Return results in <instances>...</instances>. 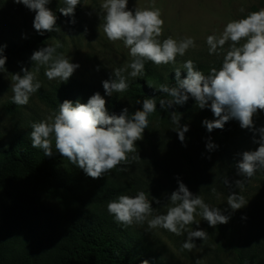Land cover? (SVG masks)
Masks as SVG:
<instances>
[{"label": "clouds", "instance_id": "1", "mask_svg": "<svg viewBox=\"0 0 264 264\" xmlns=\"http://www.w3.org/2000/svg\"><path fill=\"white\" fill-rule=\"evenodd\" d=\"M80 2L63 0L66 7H61L59 11L65 16L73 15ZM14 3H22L35 12L33 26L41 35L59 29L56 27V15L46 7L50 0H14ZM127 6L128 0H102L100 5L104 34L112 42L122 41L132 57L126 67L114 70L115 79L102 81L108 96L113 92L128 90L127 77L123 74L128 69H131L128 76L135 78L143 74L144 61H151L155 65L174 64L177 55L184 56L190 47L195 46L191 37L177 41L169 36L160 41L165 22L154 0L151 6H136L134 11ZM229 41L231 46L223 56L219 69L213 67L205 75L192 60H187L183 64L187 75L182 79L180 68H176L174 86L165 83L157 88L171 97L160 99L159 105L162 110L169 109L173 104H184L191 97L198 108L210 107L216 117L211 121H203L209 132L223 129L230 119L239 121L241 128L253 131V142L259 146L254 151L243 152L242 159L236 165L238 175L251 178L258 170H264V127L255 128L253 121L258 111L264 112V8L249 12L243 18L229 20L222 32L208 35L206 44L209 54L217 53ZM60 47L62 45L57 43L35 51L31 56L33 65H36L34 70L33 67L31 70L23 68V75L11 74L14 104L27 105L30 96L41 88L37 78L41 67H44V75L49 80L66 82L71 77L79 65L71 63L70 58L62 53L58 54L57 49ZM5 63L6 57L0 54V70L5 69ZM139 103L141 101L137 100ZM156 108L155 98H145L142 110L129 114L128 109L124 108L117 116L108 113L106 100L99 92L93 94L87 103L64 100L59 103L58 110L31 125V144L33 148L43 150L45 156L51 157L54 140L55 149L62 157L82 169L87 176L98 179L118 165L129 162L128 154L136 152V142L142 139L148 127V116ZM180 119V114L178 116L177 112H171L172 123L179 125L174 131L184 142L189 128L187 125L181 126ZM256 133L259 139H255ZM215 147L210 140L206 144L209 151ZM225 183L228 184V180ZM235 184L241 189L244 180H236ZM227 204L235 211L245 205V199L242 195L232 193L228 195ZM106 207L116 222L126 226L147 222L149 228L160 227L177 236L187 232L182 247L190 252L196 248L194 238L204 241L208 236L204 230L188 229L189 225L199 224L197 215L211 227L225 224L229 219L219 208L206 204L200 195L194 196L179 181L178 188L169 197L164 214L152 216V201H149L144 191H138L134 196L120 195L108 202ZM143 264H148V261H143ZM196 264H199V260Z\"/></svg>", "mask_w": 264, "mask_h": 264}, {"label": "rangeland", "instance_id": "2", "mask_svg": "<svg viewBox=\"0 0 264 264\" xmlns=\"http://www.w3.org/2000/svg\"><path fill=\"white\" fill-rule=\"evenodd\" d=\"M101 3L102 0H81L76 6L79 10L74 22H62L57 27L59 29L54 30L53 37L38 50L48 45L61 44L57 53H62L70 58L71 63L79 65L69 79L87 84L88 93L99 92L104 97L102 81L115 79L114 70L126 67L132 57L129 48L122 41L112 42L104 34ZM152 3L153 0H128L127 7L134 11L136 6L144 8ZM154 3L161 10L165 22L163 34L159 37L161 42L169 36L177 41L191 37L195 42V46L190 47L184 56L177 55L174 64L152 63V70L160 73L172 72L176 68L186 71L183 64L187 60H192L196 68L204 73L210 70L223 60L231 42H226L217 53L209 54L206 37L222 32L229 20L243 18L249 12L264 8V0H154ZM46 7L54 13L56 9L66 5L63 0H50ZM34 17L35 12L22 3L0 0V35L21 40L26 34L36 31L33 26ZM33 53L16 56L4 70H0V142L5 141L16 130L27 135L32 131L31 125L34 122L44 120L52 113L38 98L37 92L30 96L27 105H18L14 111L5 106L12 102L11 74L23 75V68L31 70L33 67L34 70L36 65L31 60ZM147 62L144 61V64ZM130 71L128 69L123 73L127 79H133L128 76ZM37 78L41 82L40 89L44 90L50 88L52 83L61 81L49 80L44 75V67L40 68ZM181 106L182 109H192L193 114L184 117L190 128L189 137H194L196 151L204 149L207 152L203 171L215 172L217 178L224 183L211 179L209 184L203 181V185H200L199 182L189 180L190 171L175 152V137H178V133L174 130L179 125L172 121L167 123L159 117L148 118V127L145 128L142 139L136 142V152L128 154L129 162L118 165L104 173V176L112 184L123 187V195L134 196L138 191H144L149 201H152L153 217L166 213L171 193L178 188V181L183 182L194 196L200 195L210 207L219 208L223 215L229 217L228 222L211 227L197 215L196 221L199 224L189 225L188 229L204 230L208 236L204 241L194 238L196 248L191 252L182 247L187 232L177 236L160 227L149 228L147 222L134 223L132 227L147 236L152 247L160 252L168 264H196L197 260L199 264H237L235 247L252 243L257 233L252 213L264 205V170H258L251 178H245L238 175L236 165L242 159L243 152L254 151L259 145L253 142V131L245 129L232 144H224L229 155L215 149L209 151L206 148L208 142L201 138L204 136L200 131V124L212 114L210 107L198 108L191 97ZM179 114L182 118L185 112L177 115ZM254 126L257 129L264 127V117L254 121ZM255 139H259L258 133L255 134ZM221 160H224L223 164ZM226 180L228 184L225 183ZM236 180H244V187L239 189L235 184ZM20 187L22 190L17 196L19 201L29 205L35 213H39L38 203L48 206L53 214L58 215H62L69 205L67 197L56 191L49 182L27 179ZM232 193L242 195L245 199V205L235 211L227 204L228 195Z\"/></svg>", "mask_w": 264, "mask_h": 264}, {"label": "trees", "instance_id": "3", "mask_svg": "<svg viewBox=\"0 0 264 264\" xmlns=\"http://www.w3.org/2000/svg\"><path fill=\"white\" fill-rule=\"evenodd\" d=\"M78 10L76 7L73 15L65 16L56 9V27L64 21L71 23ZM53 35L54 31L44 32L43 35L35 31L26 34L21 40L0 35V54L6 57L5 66L20 54L37 51ZM151 65L152 62L148 61L144 64L142 75L127 79V91L113 92L111 96L103 91L108 113L119 116L127 108L129 114H133L142 110L143 99L155 98L156 111L148 118L159 117L170 123L171 112L178 114L184 111L180 125L188 126L184 116L193 114L191 108L182 109L180 104H173L171 108L162 110L159 105L160 99L171 97L157 88L165 83L174 86L175 71L154 72ZM221 66L222 61L212 68L219 69ZM180 72L181 78H185L186 71ZM87 86L80 81L68 79L66 82L52 83L46 90L39 89L37 96L53 112L58 110L59 103L64 100L87 103L94 94L88 93ZM137 100L141 103L137 104ZM5 106L12 111L18 107L13 102ZM262 117L264 112L258 111L253 121ZM214 119L216 117L213 113L207 118L210 121ZM200 126L204 136L201 138L206 142L210 140L216 145V151L226 155L230 152L224 144H232L245 130L235 119L227 121L223 129H213L211 132L203 121ZM30 132L26 135L16 130L0 142V264H143L145 260L148 264H168L144 233L132 225L116 222L108 213L107 203L123 195V187L112 184L104 175L98 179L87 176L82 169L56 151L54 140L53 156H45L43 150L32 147ZM189 136L190 128L185 133L184 142L175 137V152L188 167L189 180L199 182L200 185H203V181L209 184L211 179L224 183L215 172L203 171L207 152L204 149L196 151L194 137ZM223 163L224 160H221ZM27 179L49 182L56 191L64 194L69 205L63 214H53L43 203L37 205L39 213H35L29 205L22 204L17 196L22 190L20 186ZM252 214L257 233L252 243L235 247L237 264H264V205Z\"/></svg>", "mask_w": 264, "mask_h": 264}]
</instances>
